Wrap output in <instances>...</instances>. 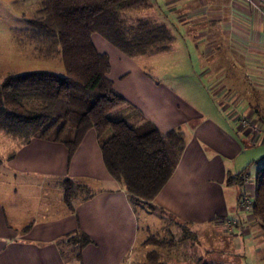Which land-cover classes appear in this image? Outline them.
Segmentation results:
<instances>
[{
  "label": "crops",
  "instance_id": "0c3cea01",
  "mask_svg": "<svg viewBox=\"0 0 264 264\" xmlns=\"http://www.w3.org/2000/svg\"><path fill=\"white\" fill-rule=\"evenodd\" d=\"M30 1L35 0L24 6ZM39 1L35 13L44 0ZM163 1L173 40L167 49L152 53L174 49L175 24L191 28L197 42L177 47L185 64L193 57L201 65L189 73L167 74L153 67L150 72L142 61L150 53L130 57L92 35L96 49L109 56L108 76L129 103L124 109L128 119L134 125L149 121L161 133H183L184 150L151 203L185 232L173 235L169 224L170 235L157 238L165 242L159 247L176 251L174 264H264V231L253 228L258 221L240 207L231 189L237 185L227 183L228 175L245 173L252 185L263 167L251 177L242 166L245 160H237L251 145L264 143L260 130L250 129L264 125V104L252 103L254 95H264V15L237 0ZM253 74L261 76L255 78L260 85H252ZM178 77L180 85L174 84ZM237 111L254 112V117H236ZM241 117L250 118V125L241 127ZM66 178L75 184L69 201ZM37 203L42 211L34 215ZM142 222L126 190L108 172L93 128L71 158L61 141L34 136L22 143L0 128V264H76L65 245L66 235L75 230L91 239L81 250L83 264H133Z\"/></svg>",
  "mask_w": 264,
  "mask_h": 264
},
{
  "label": "trees",
  "instance_id": "16d2710c",
  "mask_svg": "<svg viewBox=\"0 0 264 264\" xmlns=\"http://www.w3.org/2000/svg\"><path fill=\"white\" fill-rule=\"evenodd\" d=\"M145 1L44 0L42 7L25 19L26 28L20 30L24 37L16 38L21 46L37 49L34 52L38 55H58L65 73L29 70L8 74L0 81L2 130L22 143L34 136L61 141L71 158L87 130L93 128L108 172L126 190L136 213L139 203L151 211L160 209L151 201L172 175L185 141L179 129L161 133L149 121L134 125L112 118L129 103L114 89L108 76L109 56L96 49L92 35L99 34L130 57L167 49L173 36L164 24H159L158 35L149 31L129 37L119 28L120 14ZM245 177V173L228 175L227 183L242 185ZM253 184L248 212L264 229V166L257 171ZM74 188V182L66 178L67 201ZM65 241L66 252L72 254L76 264H83L81 250L91 242L90 237L75 230L66 235ZM146 243L165 244L155 236ZM160 257L151 250L144 264H167Z\"/></svg>",
  "mask_w": 264,
  "mask_h": 264
},
{
  "label": "rangeland",
  "instance_id": "374dc122",
  "mask_svg": "<svg viewBox=\"0 0 264 264\" xmlns=\"http://www.w3.org/2000/svg\"><path fill=\"white\" fill-rule=\"evenodd\" d=\"M39 2V0H35L34 2L30 1L29 6L25 7L24 5L26 4V0H0V81L8 74L21 73L29 70H50L62 75L65 73L63 64L59 60L58 55L51 58L43 57V55H38L34 52L37 49L32 48V46H21V42L17 40V38L20 36L24 37L23 34L20 33V30L22 28H26L25 20L23 22V18H31L35 14V10L37 9L38 5L40 6ZM163 6V0H147L143 5L140 4L135 9L129 11L127 10L121 13L119 16V28L126 32L129 37L131 35H136L141 32L145 33L149 31H152L153 35H158L159 24L165 25V22H169V15H165L166 13L165 10H163ZM172 29L174 31V35L176 36L177 41V44L174 49L169 52L150 53L142 58V61L147 66V69L150 72H153V69H151V67H153L155 70L160 71L161 73L181 75L182 73H189V71L193 67L199 68L201 66L200 64L197 65L196 63H194L193 57L190 58L189 64H185L183 62L185 60L182 59L183 57L181 56L182 54L179 52V49H177V47L180 46L182 42L184 44V41L197 42V40H194L191 28L189 29L183 26L177 27L175 24ZM192 50V52H194L196 55V46H192ZM212 56H216V51L214 53L209 54L206 57V61L208 62V57ZM223 56H226L225 51L223 52ZM250 74L251 73H249L248 75ZM180 78L181 77H178V79H174V84L181 82ZM250 78H252V85H260L257 80L255 81V78L257 77H255L254 74ZM258 78H261V76H259ZM248 81L249 80L242 79L241 82L242 84L245 83L248 85ZM204 82L208 83L206 80H204ZM213 92L214 90H212V93ZM256 95L252 97V103L257 102L256 106H261L262 104H264V95ZM212 97H214V95H212ZM246 113H249L252 117H254V112L251 113L242 111H237L236 114L238 115L236 117L244 116V114ZM259 114H261V112ZM112 118L128 120L129 123L133 124V122L128 119V112H125L124 110L113 114ZM250 120L247 122V125H250ZM240 126L243 127V125L241 124ZM255 128L253 126L251 127L250 125L251 131L253 130L255 132L257 130H260L261 137L264 141V125H261L259 127L255 126ZM248 149L249 150L244 154V156H241L240 159L237 160V162L244 159L245 162H243L242 166L244 168L246 167L250 172V176L253 177L256 172V169L262 165L264 166V143L256 144L255 146L251 145ZM248 182L250 181L247 177H245L242 185L232 186L231 189L235 192V196L237 198L241 194H243V197H247L251 200V197L254 195V184L252 183V185H250ZM252 186L253 188H251ZM232 198L231 203H236L235 199ZM30 204L31 203H29V205ZM37 204L38 206H36V209L38 211L36 210L34 215L42 211L40 206L41 204ZM137 206L138 214L144 219L145 223H141L143 227L141 228L138 243L131 255L132 263L138 264L139 261L145 260L146 254L152 248L157 249L161 252L159 256H161L160 258L162 259V261H165V263L167 264H174V261H171V255L176 252L175 250L172 249L171 251H165L166 247L160 248L159 246H156L152 243H141V240H146L147 242L148 238L151 236H155L159 239H162V237L169 236L170 233L167 232V227L169 226V224H171L173 227V235H178L182 233V231L185 232V227L183 228L179 225H176L173 221H170L168 217L160 216L159 213H156V211H151L146 205L139 203L137 204ZM52 207H55V205H53ZM147 212L150 214H148ZM152 219L154 220L153 223ZM145 225L147 226V228ZM253 228L257 230L262 229L264 231L263 228H260L258 226V223L254 224ZM198 248L199 250H202L200 247Z\"/></svg>",
  "mask_w": 264,
  "mask_h": 264
},
{
  "label": "built area",
  "instance_id": "2783aa9c",
  "mask_svg": "<svg viewBox=\"0 0 264 264\" xmlns=\"http://www.w3.org/2000/svg\"><path fill=\"white\" fill-rule=\"evenodd\" d=\"M238 2L258 11L262 15H264V0H237ZM248 119L246 117H241L239 119V123L243 126L247 125ZM240 207L248 211L250 209V199L247 197H243L240 201Z\"/></svg>",
  "mask_w": 264,
  "mask_h": 264
}]
</instances>
